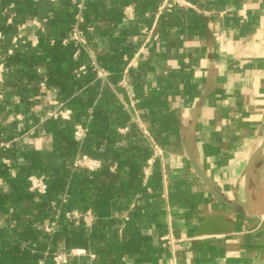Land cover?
Returning a JSON list of instances; mask_svg holds the SVG:
<instances>
[{
	"label": "trees",
	"instance_id": "1",
	"mask_svg": "<svg viewBox=\"0 0 264 264\" xmlns=\"http://www.w3.org/2000/svg\"><path fill=\"white\" fill-rule=\"evenodd\" d=\"M161 1L0 0L6 67L0 83V264H56V254L69 255L75 248L95 258L69 255L65 264H124V257H144L155 241L163 243L167 201L161 161L155 159L146 176L153 150L125 105L127 89L120 84L142 44L134 37L152 26ZM129 4L136 12L132 21L124 16ZM183 17L178 6L163 12L160 38ZM32 19H45L44 31L32 27ZM21 23L28 25L27 34L39 36V44L20 45L8 54ZM76 24L85 45L72 39ZM96 67L108 72L106 79L98 77ZM140 69L131 73L134 79ZM50 100L70 110V119L48 117L55 109ZM78 125L85 129L82 138L75 135ZM145 126L155 137L152 126ZM40 138L49 140L46 147ZM83 154L100 166L76 167ZM32 175L44 178L45 193L30 189ZM74 211L79 218L68 216ZM88 211L90 225L83 219Z\"/></svg>",
	"mask_w": 264,
	"mask_h": 264
},
{
	"label": "crops",
	"instance_id": "2",
	"mask_svg": "<svg viewBox=\"0 0 264 264\" xmlns=\"http://www.w3.org/2000/svg\"><path fill=\"white\" fill-rule=\"evenodd\" d=\"M185 1L190 5L178 6L180 25L151 42L122 79L126 107L152 126L162 148L165 235L174 242L155 241L146 256L123 261L264 264V219L246 207L245 195L249 160L264 142V0ZM143 59L148 63L140 69ZM137 69L141 76L134 79ZM257 158L249 175L253 200L260 187L253 175ZM194 164L233 206L210 191Z\"/></svg>",
	"mask_w": 264,
	"mask_h": 264
},
{
	"label": "built area",
	"instance_id": "3",
	"mask_svg": "<svg viewBox=\"0 0 264 264\" xmlns=\"http://www.w3.org/2000/svg\"><path fill=\"white\" fill-rule=\"evenodd\" d=\"M50 1L55 2L56 0H50ZM185 5H190V4L187 3L185 0H162L159 7H158V11H157L156 16L158 18L165 11H172L173 8L176 6H185ZM79 8H82L81 4H79ZM124 16L128 20L134 19L135 10H134L132 5L125 7ZM77 19H78V21L83 20V18L80 15H77ZM45 21H46L45 19H42V20L32 19L31 25H32V27H35L36 29H38L40 31H44L43 23ZM11 22H12V16H10L8 18V23H11ZM27 30H28V25L26 23H21L18 25V33L16 35H14L12 38V43H11V47L8 49V54H12L14 51V48H17L20 45H25L27 43H30L31 46L35 47L39 44V36L37 34L29 35V34H27ZM0 38H1V33H0ZM72 39L75 40L77 43H81L82 45L86 44V39L84 37V33L77 26H75L73 28ZM135 39H141L142 44H141L140 48L138 49V51L136 52V54L134 55V57L129 61L125 72H127L131 68L138 67L142 54L148 52L149 44L151 42H155V41H158L160 39L159 33L157 32L156 22L151 27H145L144 29H142L141 33L138 36H136ZM65 42H66V40H64V43ZM94 65H95V62H94ZM85 69H86L85 66H81L79 68V71L85 72ZM95 69H97V71H98V77L99 78L106 79V77L108 75L107 71H105L101 68H97V67ZM5 71H6L5 63L2 60V56L0 53V83L4 82ZM120 83H121V85L125 84L124 80H122ZM40 88H41V90H46L45 81H42L40 83ZM0 99H2L1 94H0ZM49 104L55 106V109L48 112V117H56V118L60 117L62 119H70L71 111L68 109H62L61 104H59L58 101L50 100ZM16 117L19 120H22V115L17 114ZM133 120L138 124V126L142 130L143 137L146 139V142L148 143V145H150L151 149L153 150V155L148 160V165L145 168V174H146V176H148L151 173V168H152V165H153L155 159H157V158L161 159L162 148L156 142V140L150 135V133L147 131V129L145 128L143 122L141 121V119L139 117L133 116ZM121 131L124 132L125 129L121 130ZM75 135L78 138L84 137L85 129L82 126L78 125L76 127V130H75ZM3 145L8 146V143L1 144V146H3ZM6 162H8V160H6ZM74 165L76 167H84V168H87L89 170H95L100 166V161L83 154V155H78L76 157ZM29 181H30V189L31 190H35V191H38L40 193L46 192L47 187H46V183H45L43 177H38V176L32 175L29 177ZM71 215L76 217V218L80 217L79 213L76 211L68 214V216H71ZM83 219L88 225H90L92 222L91 213L88 211L83 216ZM47 230L50 231L51 228L47 227ZM161 239H162L164 244L173 245L174 239L171 235H164V236H162ZM69 255L89 256L91 258V260H93L95 258V254H93L92 252H87L85 249H82V248L72 249L70 251ZM69 255H67V254H56L54 256V261L56 264H65L67 262ZM171 264H175L174 259L171 260Z\"/></svg>",
	"mask_w": 264,
	"mask_h": 264
},
{
	"label": "water",
	"instance_id": "4",
	"mask_svg": "<svg viewBox=\"0 0 264 264\" xmlns=\"http://www.w3.org/2000/svg\"><path fill=\"white\" fill-rule=\"evenodd\" d=\"M264 148V142L261 144V146L255 151V153L251 156L249 163H248V167H247V171H246V183H245V195H246V207L251 210L253 213H255L256 215L262 217L264 219V178L261 184V187L259 189L258 192V196L256 198V200H253L251 197V193H250V184H249V175H250V169L252 166L253 161L259 156V154L261 153V151ZM194 166L196 167V165L194 164ZM196 171L198 172V174L200 175V177L203 179V181L205 182V184L208 186V188L210 189V191H212L214 193V195L221 201H223L219 195L214 191L211 183L204 177L201 175V173L198 171L197 167H196ZM223 203L225 205L228 206H233V204L223 201Z\"/></svg>",
	"mask_w": 264,
	"mask_h": 264
},
{
	"label": "rangeland",
	"instance_id": "5",
	"mask_svg": "<svg viewBox=\"0 0 264 264\" xmlns=\"http://www.w3.org/2000/svg\"><path fill=\"white\" fill-rule=\"evenodd\" d=\"M253 175L258 178V181L260 179V187H261L264 178V150L256 160V163L254 165ZM260 187L257 188V191L258 189H260Z\"/></svg>",
	"mask_w": 264,
	"mask_h": 264
}]
</instances>
